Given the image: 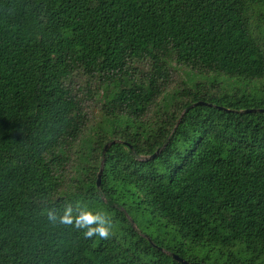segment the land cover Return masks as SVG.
<instances>
[{
  "label": "trees",
  "instance_id": "16d2710c",
  "mask_svg": "<svg viewBox=\"0 0 264 264\" xmlns=\"http://www.w3.org/2000/svg\"><path fill=\"white\" fill-rule=\"evenodd\" d=\"M174 255L264 264V0H0V264Z\"/></svg>",
  "mask_w": 264,
  "mask_h": 264
},
{
  "label": "clouds",
  "instance_id": "9594fccd",
  "mask_svg": "<svg viewBox=\"0 0 264 264\" xmlns=\"http://www.w3.org/2000/svg\"><path fill=\"white\" fill-rule=\"evenodd\" d=\"M48 218L56 223L69 225L81 230L85 239L99 236L107 238L109 236L110 218L103 211H91L81 208L73 215L71 206L66 207L61 213L57 214L53 210L47 212Z\"/></svg>",
  "mask_w": 264,
  "mask_h": 264
},
{
  "label": "water",
  "instance_id": "95a60500",
  "mask_svg": "<svg viewBox=\"0 0 264 264\" xmlns=\"http://www.w3.org/2000/svg\"><path fill=\"white\" fill-rule=\"evenodd\" d=\"M249 111H254V109H251V110H248V109H244V110H241V112H249ZM106 147V146H105ZM104 147V148H105ZM101 170L102 168L99 169V172H98V175H97V185L99 184V180H100V175H101ZM176 260H178L179 262L181 263H184V264H187V261H184L183 259L177 257L176 255L173 256Z\"/></svg>",
  "mask_w": 264,
  "mask_h": 264
},
{
  "label": "rangeland",
  "instance_id": "374dc122",
  "mask_svg": "<svg viewBox=\"0 0 264 264\" xmlns=\"http://www.w3.org/2000/svg\"><path fill=\"white\" fill-rule=\"evenodd\" d=\"M178 80H179L178 72L173 73V75H172V83H175V82L177 83V82L180 81V80L179 81ZM80 97L86 98L85 91H81ZM86 102H87V104H91L92 105V103L90 101H86Z\"/></svg>",
  "mask_w": 264,
  "mask_h": 264
}]
</instances>
